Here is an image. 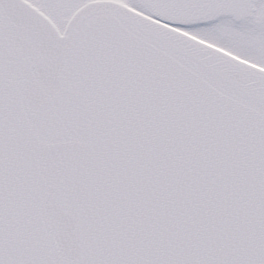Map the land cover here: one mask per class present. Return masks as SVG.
I'll return each mask as SVG.
<instances>
[{"label": "snow or ice", "instance_id": "snow-or-ice-1", "mask_svg": "<svg viewBox=\"0 0 264 264\" xmlns=\"http://www.w3.org/2000/svg\"><path fill=\"white\" fill-rule=\"evenodd\" d=\"M0 264H264V0H0Z\"/></svg>", "mask_w": 264, "mask_h": 264}]
</instances>
